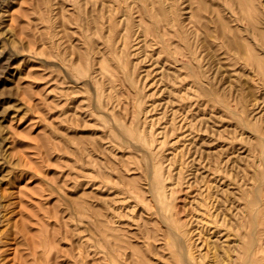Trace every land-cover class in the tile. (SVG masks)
<instances>
[{
    "label": "rangeland",
    "instance_id": "obj_1",
    "mask_svg": "<svg viewBox=\"0 0 264 264\" xmlns=\"http://www.w3.org/2000/svg\"><path fill=\"white\" fill-rule=\"evenodd\" d=\"M263 30L264 0H0V264H264Z\"/></svg>",
    "mask_w": 264,
    "mask_h": 264
},
{
    "label": "bare ground",
    "instance_id": "obj_2",
    "mask_svg": "<svg viewBox=\"0 0 264 264\" xmlns=\"http://www.w3.org/2000/svg\"><path fill=\"white\" fill-rule=\"evenodd\" d=\"M241 3H242V2H241ZM240 11H242V10H240ZM243 12H244V11H243ZM240 14H241V13H240ZM238 15H239V14H238ZM243 15H245V14L243 13ZM245 16H246V15H245ZM245 16H244V18H245ZM236 18L238 19V17H236ZM245 19H246V18H245ZM258 19H259V18H258ZM255 20H256V18H255ZM253 21H254V20H253ZM257 21H258V20H257ZM246 22H247V21H246ZM246 24L249 26L248 23H246ZM258 25H259V24H258ZM253 27H254V26H253ZM258 27H259V26H258ZM254 28H255V27H254ZM254 28H250V27L248 28V29L250 30V33H252V32H253V33H254V32L258 33V32H259L260 34L262 33V31H260V30H256V29H255L256 31H254ZM248 29H247V30H248ZM258 29H259V28H258ZM261 29H262V28H261ZM247 32H249V31H247ZM263 32H264V30H263ZM250 33H249V34H250ZM261 36H262V35H261ZM263 38H264V36H262V39H263ZM110 241H111V240H110ZM112 241H113V240H112ZM109 243H110V242H109ZM110 245H111V243H110ZM248 252H249V251H248ZM248 252H247V253H248ZM122 258H123V257H122ZM124 260H125V259H124Z\"/></svg>",
    "mask_w": 264,
    "mask_h": 264
}]
</instances>
